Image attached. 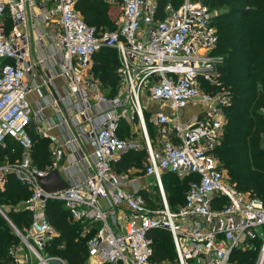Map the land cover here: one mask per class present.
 <instances>
[{
    "label": "built area",
    "instance_id": "2783aa9c",
    "mask_svg": "<svg viewBox=\"0 0 264 264\" xmlns=\"http://www.w3.org/2000/svg\"><path fill=\"white\" fill-rule=\"evenodd\" d=\"M77 2L0 0V148L11 141L22 151L0 166V186L13 176L30 192L17 208L31 215L29 227L22 233L11 224L19 239L9 251L12 264H66L44 253L57 236L46 217L49 201L60 202L86 231L95 229L86 242L88 264H247L258 242L252 264H264V204L230 183L215 156L229 97L208 90L220 85L222 61L212 54L218 35L208 6L181 0L159 18L158 0H116L120 17L102 32L85 23ZM102 49L115 50L119 60L113 96L92 72ZM188 106L199 110L183 118ZM122 122L134 127V138L120 137ZM31 127L48 141L43 169L32 167ZM142 151L155 205L130 171L116 166L123 154ZM53 169L69 187L45 193L38 177ZM164 174L191 178L175 212ZM156 230L170 234L173 261L151 260L148 234Z\"/></svg>",
    "mask_w": 264,
    "mask_h": 264
},
{
    "label": "trees",
    "instance_id": "16d2710c",
    "mask_svg": "<svg viewBox=\"0 0 264 264\" xmlns=\"http://www.w3.org/2000/svg\"><path fill=\"white\" fill-rule=\"evenodd\" d=\"M200 2L207 5L211 12L217 11L212 20L217 29L218 42L212 54L222 58L218 65L220 85L208 90H222L229 97V105L225 108L227 124L215 156L225 169L230 183L264 204V148L261 144L264 136V0ZM169 3L177 8L181 0H158L157 17H162ZM107 9L101 0H78L76 4V10L85 23L102 32L114 29L107 16ZM98 56L100 58L96 60ZM118 68V56L113 49H102L93 57V75L109 89V96L117 93ZM7 144L5 148H0V161L13 162L20 159L21 148L11 141H7ZM145 158V152L130 153L117 169L126 171L132 162L138 164ZM33 162L40 166L36 167L38 169H43L50 162L47 142L36 137H33ZM3 164L0 163V166ZM166 178L170 179L166 181ZM162 181L168 197L167 203L171 211L175 212L183 205L191 178L180 181L174 175L164 174ZM143 196L146 199L145 193ZM29 197L30 192L24 185L13 176L7 177L4 190L0 191V208H10L6 216L22 233L24 227H29L31 215L15 207ZM146 200L150 202V199ZM46 217L57 231V236L46 245L45 255L60 257L66 264H84L87 261L86 242L95 229L86 231L88 225L72 222L69 212L56 201L48 202ZM84 230L86 233L82 236ZM148 236L152 239L151 260L173 261L175 253L170 234L156 230ZM18 244L19 239L0 215V264H12L9 251ZM256 251L252 249L247 252L245 258L254 261Z\"/></svg>",
    "mask_w": 264,
    "mask_h": 264
},
{
    "label": "rangeland",
    "instance_id": "374dc122",
    "mask_svg": "<svg viewBox=\"0 0 264 264\" xmlns=\"http://www.w3.org/2000/svg\"><path fill=\"white\" fill-rule=\"evenodd\" d=\"M198 1H200V0H198ZM101 2L103 3V4H105V5H107V7H108V9H107V16H108V18H109V20H110V22H111V26L113 27H115V25H116V23H117V21H118V19H119V17H120V10H119V6H118V4H117V2H116V0H108V1H105V0H101ZM217 14V11H212V16L214 17L215 15ZM100 58V56H98L97 58H96V60L97 59H99ZM222 91V90H221ZM104 92L105 93H109V90H107V89H104ZM218 92H220V90H218ZM142 104H143V106H144V101L142 100ZM149 110L151 111V112H154L155 110H156V107H155V105H149ZM190 110H191V112H190ZM198 110H199V107L198 106H188L184 111H182L181 112V115H182V117L183 118H189V116L190 115H194V114H196L197 112H198ZM223 131H222V133L220 134V142H221V139H222V137H223ZM127 136H129V133H127ZM263 138L264 137H262V148L264 147V144H263ZM127 155V154H126ZM218 159V158H217ZM17 160V159H16ZM16 160H14V161H16ZM126 160H129V158H127ZM5 161L6 160H2V161H0V163L2 164V162H4L5 163ZM220 163V162H219ZM144 164H145V160H144V163L143 162H141V163H138V164H136L135 165V167L138 169V171H139V173L142 175V173H143V169H144ZM32 167L33 168H36V167H40V166H38L37 164H35L34 162L32 163ZM131 166H129L127 169H129ZM226 175H227V173H226ZM170 178H166V181H168ZM143 183H144V189H143V193H145V195H146V199H150V204H152V205H155L156 203H158V201H157V197H156V194H155V191L151 188V182H150V180L149 179H147V178H145L144 180H143ZM4 187H5V185H3V186H0V191H3L4 190ZM166 199L168 200V197H167V194H166ZM22 204L20 203L18 206H16L15 207V209H17L18 207H20ZM7 207V206H6ZM6 207H3V209H1L0 208V211L4 214V216L7 218V220H9V218L6 216V212H7V210H9L10 208L8 207V208H6ZM169 208H171V207H169ZM171 210V209H170ZM173 212V211H172ZM1 215V214H0ZM2 216V215H1ZM3 217V216H2ZM4 218V217H3ZM5 220V219H4ZM6 221V220H5ZM7 222V221H6ZM9 222L11 223V221L9 220ZM73 222V221H72ZM12 224V223H11ZM8 226H9V228L14 232V229L8 224ZM25 229H26V227H24ZM55 233H57V231L55 230ZM85 233H86V231L84 230V232H83V234H82V236H84L85 235ZM258 244V245H257ZM256 244V246H255V248L253 249V250H255L256 251V249H257V251H256V256H257V254L259 253V251H260V249H261V243H257ZM256 258V257H255ZM254 261H249V262H247V264H252ZM84 264H88L87 263V261L84 263Z\"/></svg>",
    "mask_w": 264,
    "mask_h": 264
},
{
    "label": "crops",
    "instance_id": "0c3cea01",
    "mask_svg": "<svg viewBox=\"0 0 264 264\" xmlns=\"http://www.w3.org/2000/svg\"><path fill=\"white\" fill-rule=\"evenodd\" d=\"M92 69H93V66H92ZM58 85H61L62 84V81L60 80H57L56 81ZM104 89H107L103 86ZM108 90V89H107ZM29 99L31 102H34L36 99H37V95L35 93H32L30 96H29ZM149 105L152 106V104L150 103H146L144 102V106L147 107V110H149ZM150 111V110H149ZM191 112V110H190ZM51 114V111L49 109L46 110L45 112V116H50ZM149 128V132H150V136L153 138L154 136V132H153V128L151 127V125L148 126ZM127 133H129V136H127ZM30 134L33 137H36L38 140H43V141H46L47 142V151H48V156H49V160H50V154H49V145H48V141L46 139H43V138H39V136L37 135L36 131L34 130L33 127H31V131H30ZM118 134L120 135V137L122 138H134L136 136L135 132H134V127H130L128 126L126 123L122 122L120 123V126L118 128ZM142 152H145V151H142ZM142 152H137V153H134V154H140ZM30 153H31V162H32V153H33V147L32 149L30 150ZM126 154H130V153H125L121 156V159L116 163V166H120V164L122 163V160L124 159L125 161V156ZM146 154V152H145ZM144 163V160L142 161ZM50 163V162H49ZM49 163L47 164V166L49 165ZM135 163L132 162L131 164V167L129 169H127L126 171H130L129 174L132 178H134L136 181H137V184L140 186V187H144V183H143V180L145 178L149 179L148 177H145L144 174L142 173V175L139 173L138 169L135 167ZM45 166V167H47ZM145 166V164H144ZM144 170V169H143ZM118 171H123V170H118ZM150 182H151V179H149Z\"/></svg>",
    "mask_w": 264,
    "mask_h": 264
},
{
    "label": "water",
    "instance_id": "95a60500",
    "mask_svg": "<svg viewBox=\"0 0 264 264\" xmlns=\"http://www.w3.org/2000/svg\"><path fill=\"white\" fill-rule=\"evenodd\" d=\"M38 183L40 185V188L45 193H56L66 190L69 187L68 183L65 182V180L61 177L60 173L56 169L49 171L44 176L38 177ZM0 214L4 217L7 223L12 226L9 220H7V218L1 211Z\"/></svg>",
    "mask_w": 264,
    "mask_h": 264
}]
</instances>
